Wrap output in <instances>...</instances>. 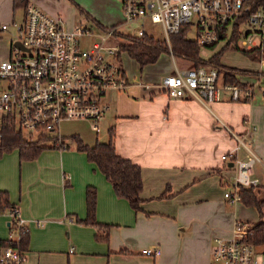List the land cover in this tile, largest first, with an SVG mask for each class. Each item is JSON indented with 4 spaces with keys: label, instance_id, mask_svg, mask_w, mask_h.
Returning a JSON list of instances; mask_svg holds the SVG:
<instances>
[{
    "label": "crops",
    "instance_id": "obj_1",
    "mask_svg": "<svg viewBox=\"0 0 264 264\" xmlns=\"http://www.w3.org/2000/svg\"><path fill=\"white\" fill-rule=\"evenodd\" d=\"M73 1L79 5L76 0H27V4L61 16L69 27H74ZM98 2L110 5L99 13L86 9V18L96 26L98 22L104 27L117 26L120 32V24L125 21L120 1ZM17 8H22L25 16V7ZM17 8L14 0H0V24L15 21ZM159 59L142 69L135 59L139 67L126 69L122 64L128 86L105 96L109 109L103 119L107 133L111 126L115 128L117 153L142 168L144 186L139 211L117 196L97 165L76 147L46 149L37 158L24 161L16 149L13 151L17 154L0 156V190L8 191L10 202L18 206L29 228L24 264H212L214 233L211 228L199 229L206 220L213 217L223 237L232 235L236 220L251 224L259 221L257 207L242 201L231 204L222 197L223 182L230 176L233 161L225 162L221 156L237 146L238 138L244 141L246 147L241 146L235 155L242 160L250 159L252 153L257 156L252 175L259 179L255 193L263 201L264 103L253 99L233 101L226 90H222L221 99L207 104L168 96L160 89L162 78L176 68L193 66L184 59L177 62L168 53ZM240 68L254 72L237 74L243 84L253 82L258 73L264 74V63L255 70ZM81 139L89 145L100 140L88 135ZM88 186L97 189V220L111 224L108 242L98 240L97 229L81 221L87 215ZM215 192H219V206ZM207 200H213V213L196 209ZM168 214H172L170 220ZM11 218L8 209L0 212V239L10 237ZM38 220L50 224V231L39 226ZM202 234L205 238L199 242ZM158 245V256L140 250ZM184 245L186 252L193 248L191 256L174 257Z\"/></svg>",
    "mask_w": 264,
    "mask_h": 264
},
{
    "label": "built area",
    "instance_id": "obj_2",
    "mask_svg": "<svg viewBox=\"0 0 264 264\" xmlns=\"http://www.w3.org/2000/svg\"><path fill=\"white\" fill-rule=\"evenodd\" d=\"M128 23L149 19L162 26L165 40L188 27L199 44L210 49L230 48L262 53L264 63V0H121ZM14 27L10 56L0 61V138L9 124H14L25 138L51 137L58 144L64 140L60 125L64 120H88L95 131L109 109L105 96L111 90H123L128 78L121 63L120 46L108 45L116 28L95 33L82 23L69 27L61 16H53L35 4H28L22 22L0 25L1 31ZM146 34L140 29L138 36ZM85 36L93 37L91 48L82 47ZM19 42L21 45H17ZM173 55V54H172ZM262 77L248 84L226 83L217 67L175 69L165 75L160 89L171 97L193 98L202 103L221 99L228 91L233 101L250 100ZM264 94V89L262 90ZM245 119V123H249ZM256 130V126H253ZM246 144L238 138L237 146L224 152L222 159L233 161L237 175L223 182L224 197L230 203L241 201L240 186L258 187L250 159L236 158L235 151ZM235 158V159H234ZM10 237L19 240L29 231L19 208H9ZM46 223L45 221H43ZM37 221L38 225H44ZM247 223V222H246ZM47 224V223H46ZM251 225L236 220L230 237L212 241V264H264L256 246L247 236ZM143 254L158 256L159 246L145 248ZM27 252L8 246L0 251V264H24Z\"/></svg>",
    "mask_w": 264,
    "mask_h": 264
},
{
    "label": "trees",
    "instance_id": "obj_3",
    "mask_svg": "<svg viewBox=\"0 0 264 264\" xmlns=\"http://www.w3.org/2000/svg\"><path fill=\"white\" fill-rule=\"evenodd\" d=\"M27 0H14V7L27 6ZM97 26L103 30L111 27H104L99 22ZM115 35L124 39L120 45L121 51H126L130 57L134 58L142 69L144 66L155 63L163 53L173 54L176 58H182L188 61L193 67H217L220 70L221 78L226 83H241L237 74L254 73L251 70L229 66L221 61L223 52L226 49H220L214 52L208 58L201 55L202 46L196 39L188 37V27H183L180 32L172 34L170 37L171 47L165 39H157L148 33L143 36L136 34H124L115 31ZM229 47V46H228ZM240 49V48H238ZM241 51L251 60L261 59L262 53L256 51ZM115 128L111 126L108 130V139L100 141L97 139L94 145L85 143L79 135H73L76 143V149L83 151L87 159L97 165L98 169L111 182L117 196L129 201L135 211L141 209V193L143 191L142 168L139 164L125 158L117 153L114 143ZM65 139V138H64ZM68 147L65 140L60 144L51 137H41L36 140L27 139L21 131L17 130L14 124H9L3 131L0 138V156L4 153L18 150L22 161L37 158L44 150ZM256 187L240 186L239 194L241 201L248 206H255L259 210L260 219L257 223L251 224L247 239L255 246H264V218L262 210L264 200L260 201L255 193ZM166 196V192L161 195ZM87 215L81 221L86 225L97 229L96 238L102 241H109L111 224L102 223L97 220V189L94 186H88L86 191ZM9 208H18L12 204L9 199L8 191L0 190V212ZM29 231L21 234L20 239H0V251L8 246H12L27 252L29 246Z\"/></svg>",
    "mask_w": 264,
    "mask_h": 264
},
{
    "label": "rangeland",
    "instance_id": "obj_4",
    "mask_svg": "<svg viewBox=\"0 0 264 264\" xmlns=\"http://www.w3.org/2000/svg\"><path fill=\"white\" fill-rule=\"evenodd\" d=\"M76 1L81 6L75 4L76 2H74V1L72 2L73 3L72 7L75 10V14H74V18L76 20L75 24L82 23L84 25H87L89 28L93 29L92 31H94L95 33L102 32V29L99 28L98 26H96V24L92 20L89 21L86 18V17H88L86 9L89 10L91 13H99V11L104 10L108 5H110V3L108 4V2H98V0H96V1L95 0H76ZM104 1H110V0H104ZM119 1H120V4H121V9H122L123 16H124V19H125L123 7H122V2H121V0H119ZM23 19H24L23 9L22 8H17L15 10L14 20L16 22H22ZM115 28H116V31H117V26H115ZM119 28H120L119 30H120L121 33L132 34V35L138 34L140 29H144L146 31V33H148L149 35H152L153 37H155L157 39H165V34L163 32L161 24L154 23V22H152L149 19L144 21V25H142V22H139V21L128 23V22L123 20V23L120 24ZM16 35L17 34H16V31H15L14 27L10 26L5 31H1V28H0V60L1 61L6 59V58H8L10 56L11 42L16 38ZM194 36H195L194 32H189L188 33V37L189 38H194ZM123 42H124L123 38L115 35L108 41L107 44L111 45V46H120ZM81 44H82V47L85 48V49L91 48L92 44H93V37L92 36L83 37L82 40H81ZM221 48L222 49L223 48L226 49L223 52V55H222V58H221L223 63H225L226 65L235 66V67H239V68L240 67H244V68H249V69H253V70L261 68L262 65H263V63L259 62V61H261L260 59H259V61L251 60L248 56H246L239 49H234V48H230L229 49V47L227 45H225V46H223ZM220 49L218 47L215 48V49H210V48H207V47H203L201 49V54L204 57H209L215 51L220 50ZM174 59L177 62L183 61L182 58L174 57ZM121 60H123L122 64H124L126 69L127 68H131L132 66H135V65L137 67H139L136 64V61L134 59H131L126 51H122ZM159 60H163V57H162V59L160 58ZM258 74L259 75H257V77H260L261 76L260 73H258ZM262 76L264 78V74ZM263 78H262V82L260 83L261 88L257 87L255 89V94H254L253 98L250 99V100H252V99L253 100H257V102L260 103V104L264 103V94L262 92V90L264 89V80H263ZM250 100H248V101H250ZM242 101H244V100H242ZM91 124L92 123L90 121H88V120H76V119H73V120H64V121H62L61 125H60V131H61V134L65 138L64 140L66 142V145L68 146V147H65L64 149L65 150L69 149V148L75 149L76 143H75V140L72 137L73 135H80L81 137L82 136L85 137V136L88 135V136H92L93 138H95V140H96V138H99L100 141H106L105 139L107 138V134L108 133H107V129L105 127L106 126L105 120L103 119L100 122V130L98 132L93 130ZM24 137H25V135H24ZM52 149L59 151V149H57V148H52ZM52 149H47V150H52ZM13 153H16V151L10 152V154H13ZM236 175H237L236 170L232 169L230 171V176L227 179H229V181H233L235 179ZM221 193H222L221 194L222 197L225 198L224 197V193H225L224 186H223V190H221ZM214 196L218 197L217 198V206H219V200H220L219 192H215ZM231 204H233V203H231ZM212 205H213V200H212V202H209V200H207L206 202H203L201 205H199L196 209L198 211H209L210 213H213ZM220 209H221V207H218V211ZM171 215L172 214H168L167 215V218H169V220L172 218ZM39 221L44 223L43 221H45V220H39ZM243 222L247 226H248V224L251 225V223H248V222L246 223V221H243ZM46 223H44V225H42V226L41 225H39V226L44 227L47 231H50V224H48V223L46 224ZM205 227L207 229H209V230H210V228L212 229V231L214 233V234L211 235L212 240L215 237H223L222 234L219 233L216 230L217 227L214 226V218L213 217H210V219L206 220L202 224V227H200L199 229L203 230V228H205ZM203 238H205L204 234H202L200 236L198 241L201 242ZM146 248H148V247H146ZM142 249L143 248H140L141 251H142ZM192 250H193V248H190L189 251L186 252L185 245H184V250L183 249H178L175 252L174 257H177V258H179V257L180 258L187 257V258H189L191 256V254H192ZM256 254L259 257L264 259V246H260V247L256 246ZM211 262H214L213 257L211 258Z\"/></svg>",
    "mask_w": 264,
    "mask_h": 264
},
{
    "label": "water",
    "instance_id": "obj_5",
    "mask_svg": "<svg viewBox=\"0 0 264 264\" xmlns=\"http://www.w3.org/2000/svg\"><path fill=\"white\" fill-rule=\"evenodd\" d=\"M17 45H21L19 42H16ZM230 166H233V162L230 164Z\"/></svg>",
    "mask_w": 264,
    "mask_h": 264
}]
</instances>
